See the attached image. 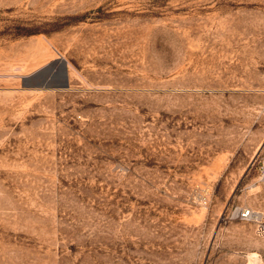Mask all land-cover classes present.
<instances>
[{
	"label": "rangeland",
	"instance_id": "1",
	"mask_svg": "<svg viewBox=\"0 0 264 264\" xmlns=\"http://www.w3.org/2000/svg\"><path fill=\"white\" fill-rule=\"evenodd\" d=\"M262 166L264 0H0V264H264Z\"/></svg>",
	"mask_w": 264,
	"mask_h": 264
},
{
	"label": "water",
	"instance_id": "2",
	"mask_svg": "<svg viewBox=\"0 0 264 264\" xmlns=\"http://www.w3.org/2000/svg\"><path fill=\"white\" fill-rule=\"evenodd\" d=\"M51 69V64H47L30 75L24 76V84L36 88H66L68 86V79L64 59L60 60L56 71L51 72Z\"/></svg>",
	"mask_w": 264,
	"mask_h": 264
},
{
	"label": "built area",
	"instance_id": "3",
	"mask_svg": "<svg viewBox=\"0 0 264 264\" xmlns=\"http://www.w3.org/2000/svg\"><path fill=\"white\" fill-rule=\"evenodd\" d=\"M262 177H264V166H262L261 170ZM254 215V211L248 208H241L240 210V217L242 218H250ZM257 230L261 233L264 232V223L258 222Z\"/></svg>",
	"mask_w": 264,
	"mask_h": 264
}]
</instances>
